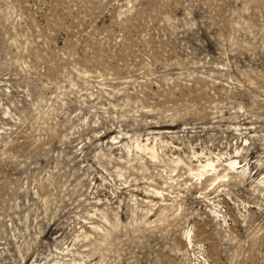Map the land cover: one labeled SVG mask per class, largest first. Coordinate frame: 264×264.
Listing matches in <instances>:
<instances>
[{"label": "rangeland", "instance_id": "rangeland-1", "mask_svg": "<svg viewBox=\"0 0 264 264\" xmlns=\"http://www.w3.org/2000/svg\"><path fill=\"white\" fill-rule=\"evenodd\" d=\"M0 264H264V0H0Z\"/></svg>", "mask_w": 264, "mask_h": 264}, {"label": "bare ground", "instance_id": "bare-ground-1", "mask_svg": "<svg viewBox=\"0 0 264 264\" xmlns=\"http://www.w3.org/2000/svg\"><path fill=\"white\" fill-rule=\"evenodd\" d=\"M232 163H233V162H232ZM233 164H234V163H233ZM205 166H207V167L210 166V163H209V164L207 163ZM205 166H204V167H205Z\"/></svg>", "mask_w": 264, "mask_h": 264}]
</instances>
